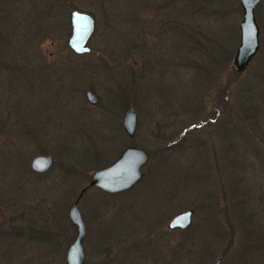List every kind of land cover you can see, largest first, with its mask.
I'll list each match as a JSON object with an SVG mask.
<instances>
[{
	"label": "rangeland",
	"instance_id": "obj_1",
	"mask_svg": "<svg viewBox=\"0 0 264 264\" xmlns=\"http://www.w3.org/2000/svg\"><path fill=\"white\" fill-rule=\"evenodd\" d=\"M258 5L259 47L238 73V0L0 2V264H65L68 208L127 145L147 155L141 179L116 194L89 187L78 200L83 264H264ZM71 8L93 16L90 53L65 44ZM224 81L227 112L212 117ZM35 155L51 166L33 171ZM185 209L190 225L168 229Z\"/></svg>",
	"mask_w": 264,
	"mask_h": 264
},
{
	"label": "water",
	"instance_id": "obj_2",
	"mask_svg": "<svg viewBox=\"0 0 264 264\" xmlns=\"http://www.w3.org/2000/svg\"><path fill=\"white\" fill-rule=\"evenodd\" d=\"M260 2L261 0H238L241 18L238 22V42L232 58V64L238 73L255 56L259 47V29L254 10ZM69 25L70 33L67 38L69 49L78 55L91 52L87 40L94 27L92 17L83 11L74 9L69 14ZM84 97L91 104L96 101L90 90L84 91ZM121 124L125 133L131 136L136 126V113L133 110L125 111ZM146 161L147 155L142 149L134 145H127L110 164L92 171L88 182L80 188L67 210V219L74 227L75 234L72 241L66 246L65 264H83L84 261L81 240L85 234V227L77 203L85 190L91 186L109 194L127 190L141 179L140 168ZM51 163L52 157L50 155H35L29 160V167L33 171L42 172L47 170ZM191 218V210L179 211L168 219L167 227L171 230L185 229L189 226ZM220 262L221 258L217 257L212 264H220Z\"/></svg>",
	"mask_w": 264,
	"mask_h": 264
},
{
	"label": "trees",
	"instance_id": "obj_3",
	"mask_svg": "<svg viewBox=\"0 0 264 264\" xmlns=\"http://www.w3.org/2000/svg\"><path fill=\"white\" fill-rule=\"evenodd\" d=\"M259 6V5H258ZM258 6L255 8V10H254V13L256 12V16L258 15L257 13H258ZM225 82L226 81H224L223 83H222V85H221V88H220V91H219V89H218V91L220 92V95H217L216 97H215V101L213 102V106L215 105V102H218V105L216 106V107H214L213 109H214V111L212 112V111H210L212 114H211V116L212 117H214V116H216L217 114H219V113H221V114H224V113H226L227 112V99L225 98L226 97V95L224 94L225 92H227V88H228V84L226 83L225 84ZM238 137H239V139H241V140H243V143H244V146L247 148V146H248V148L252 145L251 144V142L248 140V139H245L244 138V136H242V134H238ZM249 150L251 151V149L249 148ZM252 153V152H251ZM156 172H158V171H156ZM154 173V176L156 177V175H157V173ZM151 180V179H150ZM101 193H103V194H106V193H104V192H102V191H100ZM225 253V251H223V253L222 254H224Z\"/></svg>",
	"mask_w": 264,
	"mask_h": 264
},
{
	"label": "flooded vegetation",
	"instance_id": "obj_4",
	"mask_svg": "<svg viewBox=\"0 0 264 264\" xmlns=\"http://www.w3.org/2000/svg\"><path fill=\"white\" fill-rule=\"evenodd\" d=\"M1 1H2V0H1ZM1 1H0V2H1ZM72 10H74V8H71V10H69V14H70V12H71ZM76 10H77V9H76ZM79 11H81V10H79ZM83 12H84V11H83ZM85 13L89 14V15L92 17V19H93V16H92L90 13H88V12H85ZM69 14H68V23H69ZM93 22H94V19H93ZM69 30H70V25H69ZM93 30H94V27H93ZM69 33H70V32H69ZM92 33H93V31H92ZM92 33H91V35H92ZM91 35H90V36H91ZM68 36H69V34H68ZM67 38H68V37H67ZM67 38H66L65 44H66L67 48L69 49V47H68V45H67ZM89 38H90V37H89ZM89 38H88V40H89ZM88 40H87V42H88ZM69 50H70V49H69ZM70 52H72V51L70 50ZM72 53H73V52H72ZM89 53H90V52H89ZM73 54H75V53H73ZM75 55H78V54H75ZM79 55H80V54H79ZM87 90H88V89H87ZM85 99H86V98H85ZM86 101H87V100H86ZM94 104H95V103H94ZM118 155H119V154H118ZM137 182H138V181H137ZM137 182H136V183H137ZM136 183H135V184H136ZM135 184H134V185H135ZM85 185H86V184H85ZM85 185H84V186H85ZM134 185H133V186H134ZM133 186H132V187H133ZM91 187H93V186H91ZM88 188H89V187H88ZM130 188H131V187H130ZM130 188H129V189H130ZM129 189H127V190H129ZM98 190H99V189H98ZM127 190H124V191H127ZM124 191H121V192H124ZM102 192H103V191H102ZM121 192H118V193H121ZM104 193H106V192H104ZM106 194H109V193H106ZM114 194H116V193H114ZM190 223H191V222H190ZM189 225H190V224H189ZM166 227H167V223H166ZM187 227H188V226H187ZM187 227H186V228H187ZM167 228H168V227H167ZM168 229H169V228H168ZM170 230H171V229H170ZM172 230H173V229H172Z\"/></svg>",
	"mask_w": 264,
	"mask_h": 264
}]
</instances>
